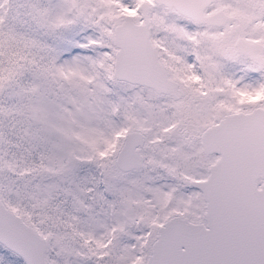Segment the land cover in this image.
<instances>
[{
  "label": "snow or ice",
  "instance_id": "obj_1",
  "mask_svg": "<svg viewBox=\"0 0 264 264\" xmlns=\"http://www.w3.org/2000/svg\"><path fill=\"white\" fill-rule=\"evenodd\" d=\"M0 264H264V0H0Z\"/></svg>",
  "mask_w": 264,
  "mask_h": 264
}]
</instances>
